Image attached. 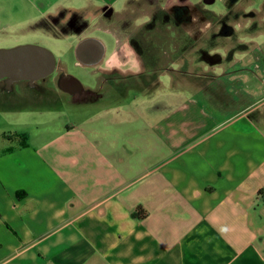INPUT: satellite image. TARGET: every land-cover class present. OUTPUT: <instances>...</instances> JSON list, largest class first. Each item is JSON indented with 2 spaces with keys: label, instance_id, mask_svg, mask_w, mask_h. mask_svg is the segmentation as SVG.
Returning a JSON list of instances; mask_svg holds the SVG:
<instances>
[{
  "label": "crops",
  "instance_id": "0c3cea01",
  "mask_svg": "<svg viewBox=\"0 0 264 264\" xmlns=\"http://www.w3.org/2000/svg\"><path fill=\"white\" fill-rule=\"evenodd\" d=\"M23 3L89 82L0 79V264H264V0Z\"/></svg>",
  "mask_w": 264,
  "mask_h": 264
},
{
  "label": "rangeland",
  "instance_id": "374dc122",
  "mask_svg": "<svg viewBox=\"0 0 264 264\" xmlns=\"http://www.w3.org/2000/svg\"><path fill=\"white\" fill-rule=\"evenodd\" d=\"M252 1L254 5L257 0ZM244 4L247 3H242V5ZM23 5H25L23 3V0H0V49H8L24 44H32L45 48L54 55L57 65L60 61L64 64L66 74L79 80L83 85H88L89 80L83 74V69L76 64L77 58L74 51V44H77V41L74 36L64 34V31H62V28L60 26L55 27L51 23V19L50 22H42L40 19L32 17L30 13L24 11ZM213 6L217 7L221 5L217 1ZM243 16L244 15L241 12L239 16H237L235 21L236 23L238 22V25L241 24V27H243ZM249 16L250 15L248 14L246 15L247 20L252 18V20H257L256 22H259V19H257L256 17ZM58 20L59 19H56V22ZM87 34H92V36H100L103 38L106 37L102 34V32L98 31H92ZM148 34L145 35V40H149ZM238 35H241V37H238ZM134 37H136V39L138 40H141L140 36L137 34H135ZM247 38L248 35L235 34L231 39V42L236 43L238 40L246 41ZM248 48L249 46H246L245 49L249 51L250 48ZM250 51L253 58L256 59L257 62L260 57H264L263 46L261 50L256 49L254 46ZM170 68H172V66ZM255 70H258V68H256ZM61 74V71H59L58 67L55 66L54 71L47 77L46 80H53L56 76H59ZM18 83H23L22 85H24L23 81H20ZM175 85L177 84L175 83ZM24 88L26 89V87H23L22 89ZM23 93L25 92L23 91ZM64 97V99L69 98L67 95H65ZM26 107L28 108V110L25 109ZM44 108H49L50 114L49 117H47L48 119H44L43 121L47 120L51 123L58 122V117H63V115H67L69 112V106L67 104L63 106L59 103ZM23 110H25V112L21 114L20 120L23 121V123H37V121H39V118H42L39 116L40 113L37 112L36 106L28 105L25 106ZM17 121V117L10 118L6 117L4 114H0V137H2L1 132L3 131L6 132V134H10L11 131L9 130Z\"/></svg>",
  "mask_w": 264,
  "mask_h": 264
},
{
  "label": "water",
  "instance_id": "95a60500",
  "mask_svg": "<svg viewBox=\"0 0 264 264\" xmlns=\"http://www.w3.org/2000/svg\"><path fill=\"white\" fill-rule=\"evenodd\" d=\"M84 43L79 46L83 47ZM54 69V55L40 46L24 44L0 49V79L8 85L18 81L37 82L49 76ZM67 79L64 75L59 78L61 87Z\"/></svg>",
  "mask_w": 264,
  "mask_h": 264
},
{
  "label": "flooded vegetation",
  "instance_id": "af4514ba",
  "mask_svg": "<svg viewBox=\"0 0 264 264\" xmlns=\"http://www.w3.org/2000/svg\"><path fill=\"white\" fill-rule=\"evenodd\" d=\"M56 67H58V65L56 64ZM58 69H59V67H58ZM59 71H61V70H59ZM62 72V71H61ZM62 76V75H61ZM60 76V77H61ZM48 77V76H47ZM47 77L46 78H44V79H42V80H39V81H37V82H34V83H29L28 81H25V83H26V85H27V89L29 90V91H31V92H38V91H42L43 90V88H42V86H37L38 84H36V83H43V82H45L46 81V79H47ZM3 82H4V85H8L6 82H5V80L3 79L2 80ZM64 87L66 88V89H68L73 95H77L76 93H78V97H84L85 96V94H87L88 92L87 91H82V92H79V91H76V86H75V84L73 83V82H70V81H68V80H66L65 82H64ZM5 90H7V87H5Z\"/></svg>",
  "mask_w": 264,
  "mask_h": 264
}]
</instances>
